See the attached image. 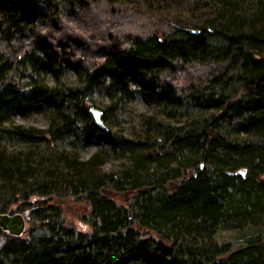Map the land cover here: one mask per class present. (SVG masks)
I'll return each instance as SVG.
<instances>
[{
    "label": "trees",
    "instance_id": "16d2710c",
    "mask_svg": "<svg viewBox=\"0 0 264 264\" xmlns=\"http://www.w3.org/2000/svg\"><path fill=\"white\" fill-rule=\"evenodd\" d=\"M134 2L142 34L106 28L85 44L63 25L91 24L83 12L104 3L114 16L134 11L126 6ZM69 72L79 84L63 82ZM131 81L171 116L192 108L193 125L161 143L99 127L89 111L94 94L116 109L132 96ZM39 110L48 130L5 125ZM49 136L99 149L84 160L67 149L7 154L1 145ZM108 150L133 166L119 177L103 171ZM151 163L162 170L142 181ZM31 195L49 198L19 208L22 235L0 227V264H264L259 232L237 245L214 239L223 227L264 226V0H0V212ZM55 195L83 196L91 230L69 224Z\"/></svg>",
    "mask_w": 264,
    "mask_h": 264
},
{
    "label": "rangeland",
    "instance_id": "374dc122",
    "mask_svg": "<svg viewBox=\"0 0 264 264\" xmlns=\"http://www.w3.org/2000/svg\"><path fill=\"white\" fill-rule=\"evenodd\" d=\"M105 6L110 5H106L105 3L101 4L100 6L97 5L96 8L92 9L91 12H89L90 15L89 13L83 12L84 17L87 18V20L91 21V24H87L86 22L84 24L82 22H80V24H77L75 23L76 21L72 22L68 18L63 19V25H68L75 30L77 29V32L75 33H77L79 37L83 38V42H85V44H89L88 42L91 43L94 39L95 41L100 40V36H98L97 38H90L89 34L93 32L96 34L103 33L104 30H107L106 28L114 27L115 31L119 29L122 31H128L130 30V28H132L135 29L138 34H142V29L138 26V21H140V18L136 17L137 15L139 16V14H136V3L126 5L134 11L128 10L125 13L122 12L116 14L115 16L112 15ZM92 17L95 18V20H93V23L94 21H96L94 25H92ZM136 22L138 23L137 27ZM142 26L144 27L146 26V24H142ZM95 41H93L92 44H95ZM197 69L198 71H200L198 72L197 70H191V72H193L195 75H199L200 72L204 73L206 70L202 67ZM21 72L24 73L25 71L15 72V77H23L25 74L23 75ZM179 74H177L178 80H180V78H183V76ZM38 75H40L42 79L48 81L49 83H53L52 78L49 74L40 72ZM26 78L27 77L24 76L22 79L25 80ZM184 79L187 80V78L185 77ZM62 80L63 82H67V85L79 84V78L75 76L73 72H69L66 76V79L65 76H63ZM131 86L134 90L132 96L126 101L124 100L120 102L118 104L119 107H116V109L107 110L109 100H107L104 95L95 93L92 97L90 103L91 107L94 106L102 111H105L106 119L104 120V123L106 126L112 128L113 131L122 132L129 137H133L139 140H146L148 142L155 141L156 143H161L168 135L169 130L176 129V127L188 128L193 125L194 117L191 115L195 111L192 108H189L188 110L186 108L178 109L176 111L173 110V116H171L167 111L164 110L162 106L148 103L144 94L142 93L141 86H139L138 81H131ZM211 112H213V110L204 111L202 115L209 116L208 114ZM103 115L104 113H102L101 117H103ZM49 123L50 120L48 113L44 110H39L26 116L19 113L15 114L9 122H5V125L8 127L20 125L24 127L48 130V128L50 127ZM71 138L73 139V137H65L57 140H52V138L49 136L46 143H40L38 145H31L27 142L20 141L15 138H4L1 140V145L5 147L7 154L17 153L22 150L23 152L31 151L32 155L34 152H42L48 155V152L50 151L49 149L53 151H61L63 149H67L72 152H77L80 158L84 160L90 158L99 149L97 144H95L94 142H85L83 140H78L76 142V145L74 146L73 140H71ZM37 159H39V157H37ZM102 161V170L105 172H113L118 177L122 176V171L126 167L133 166V162L128 156H119V154L113 153L110 150L103 154ZM147 168H144V171L141 172V178L143 179L142 181H154L157 178V175L162 170L160 168H157V165L155 163H151ZM48 198V196L35 195H31L27 200L22 198H13V203L10 206L11 208H18L16 210H13L14 212H21L22 209H27L32 206L31 204H29L30 200L35 201V199ZM116 199L119 202L126 201L125 195L121 193L119 194V198ZM51 202L61 205L64 213V218L69 224L82 231L91 230L92 227L90 225V222L87 221L86 218V215L89 211V204L85 201L83 196L80 197L73 195H55L53 196ZM257 232H259L260 235L264 236V226L258 228L246 227L240 230L231 227H223L217 230L214 239L220 243L229 242L232 245H237L240 244L248 234Z\"/></svg>",
    "mask_w": 264,
    "mask_h": 264
},
{
    "label": "water",
    "instance_id": "95a60500",
    "mask_svg": "<svg viewBox=\"0 0 264 264\" xmlns=\"http://www.w3.org/2000/svg\"><path fill=\"white\" fill-rule=\"evenodd\" d=\"M90 111L93 114L97 125L107 128L104 124L103 118L101 117L103 111L94 106L90 108ZM0 226L6 232L19 236L22 235L26 229V218L24 214L19 211L13 213L0 212Z\"/></svg>",
    "mask_w": 264,
    "mask_h": 264
},
{
    "label": "bare ground",
    "instance_id": "6f19581e",
    "mask_svg": "<svg viewBox=\"0 0 264 264\" xmlns=\"http://www.w3.org/2000/svg\"><path fill=\"white\" fill-rule=\"evenodd\" d=\"M90 111V110H89ZM90 113H91V111H90ZM92 114V113H91ZM92 116H93V114H92ZM93 118H94V116H93ZM94 120H95V118H94ZM96 122V121H95ZM97 124V123H96ZM105 124V123H104ZM106 126V125H105ZM99 127H101V126H99ZM107 127V126H106ZM101 128H103V127H101ZM104 129H106V128H104ZM1 227V226H0ZM4 230V229H3Z\"/></svg>",
    "mask_w": 264,
    "mask_h": 264
}]
</instances>
